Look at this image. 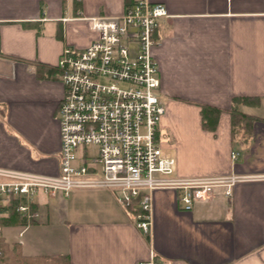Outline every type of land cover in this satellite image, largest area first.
I'll return each instance as SVG.
<instances>
[{
  "label": "crops",
  "instance_id": "1",
  "mask_svg": "<svg viewBox=\"0 0 264 264\" xmlns=\"http://www.w3.org/2000/svg\"><path fill=\"white\" fill-rule=\"evenodd\" d=\"M150 1L168 13L152 53L165 106L159 145L175 159L173 175L241 178L229 195L216 186L190 210L175 190L154 189L148 233L137 208L108 189L39 190L29 223L16 211L24 198L13 196L11 224H0L2 264H264V0ZM126 4L0 0V169L60 174L56 62L65 46L83 49L96 37L89 17L118 16ZM237 96L252 97L238 107L250 118L233 130ZM203 104L221 110L214 130L201 125Z\"/></svg>",
  "mask_w": 264,
  "mask_h": 264
},
{
  "label": "built area",
  "instance_id": "2",
  "mask_svg": "<svg viewBox=\"0 0 264 264\" xmlns=\"http://www.w3.org/2000/svg\"><path fill=\"white\" fill-rule=\"evenodd\" d=\"M167 15L164 4L132 0L118 16L89 17L96 37L85 48H63L56 62L64 86L58 108L60 174L0 169V176L9 178L0 181V198H24L16 211L27 223L38 215L31 204L39 190L67 196L72 189H108L121 206L139 210L136 225L148 233L154 189L175 190L182 208L190 210L194 200L208 199L216 186H226L229 195V187L241 178L174 176L175 159L159 145L165 106L152 49ZM89 145L96 154L87 151ZM2 254L0 231V258Z\"/></svg>",
  "mask_w": 264,
  "mask_h": 264
},
{
  "label": "trees",
  "instance_id": "3",
  "mask_svg": "<svg viewBox=\"0 0 264 264\" xmlns=\"http://www.w3.org/2000/svg\"><path fill=\"white\" fill-rule=\"evenodd\" d=\"M131 1L132 0H127V4L130 3ZM251 99L252 97H246V96H237L233 98L230 107L233 130L235 129L236 125L244 122L247 123L246 121H248V118H250L247 115L241 113L238 107L240 104L246 103ZM220 112L221 110L215 106L206 105V104L201 105L200 115H201L202 127L206 130H214L216 128ZM0 199L6 200L5 204L2 207H0V212L4 211L6 213L5 216L0 217V224H11L12 214L13 213L15 214L14 209L18 204L17 198H14L11 194H9ZM136 212H139V210L137 209ZM2 256L0 258L1 262H2ZM62 264H69V263L64 262Z\"/></svg>",
  "mask_w": 264,
  "mask_h": 264
},
{
  "label": "rangeland",
  "instance_id": "4",
  "mask_svg": "<svg viewBox=\"0 0 264 264\" xmlns=\"http://www.w3.org/2000/svg\"><path fill=\"white\" fill-rule=\"evenodd\" d=\"M130 46H131V47H134L135 44L132 43V44H130ZM87 151H88L89 153H91V154H96V149H95L94 146H90V145L87 146ZM78 159H80V158H78Z\"/></svg>",
  "mask_w": 264,
  "mask_h": 264
}]
</instances>
